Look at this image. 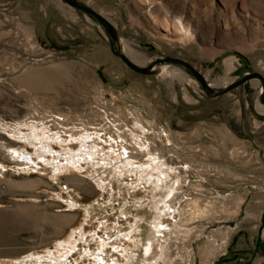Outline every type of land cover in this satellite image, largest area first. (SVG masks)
I'll use <instances>...</instances> for the list:
<instances>
[{
	"label": "rangeland",
	"instance_id": "374dc122",
	"mask_svg": "<svg viewBox=\"0 0 264 264\" xmlns=\"http://www.w3.org/2000/svg\"><path fill=\"white\" fill-rule=\"evenodd\" d=\"M77 1L113 24L116 50L133 63L127 45L144 55L136 65L180 59L220 88L264 77V0ZM174 68L134 73L103 28L61 0H0V123L9 126L0 145L36 164L24 172L0 147L1 264H50V253H60L56 264H138L155 206L164 210L163 187L143 167L149 157L179 180L166 200L174 218L162 219L174 264L229 262L252 227L264 249L261 207L240 186L249 166L261 167V85L209 98ZM31 121L54 139L41 158L12 135L28 133ZM84 129L96 137L77 153L65 141Z\"/></svg>",
	"mask_w": 264,
	"mask_h": 264
},
{
	"label": "bare ground",
	"instance_id": "6f19581e",
	"mask_svg": "<svg viewBox=\"0 0 264 264\" xmlns=\"http://www.w3.org/2000/svg\"><path fill=\"white\" fill-rule=\"evenodd\" d=\"M128 50L127 54L128 56L137 64H145L146 59L144 58V55L137 53L127 45ZM175 73L174 76L181 80L182 82L187 79V75L179 68H174ZM56 122V121H55ZM27 123H22L20 125H26ZM28 129L30 130L28 133H16L14 132L13 137L16 139L21 140L25 145H32L34 148V155H37L39 158L44 157L46 154L47 149L50 147V143L53 142V137H45L44 134H46V129L43 128L42 126H38L37 123L34 121H31L28 125H26ZM135 126L139 127V123L135 122ZM4 123H0V131H6V128H8ZM96 136H93L92 134L88 133L87 130H83L80 132V134H71L70 139L68 141H65L66 146L69 148L75 147L73 144L76 143L79 147L77 153H80L82 150H86L84 145H88L91 147L90 143ZM133 140L139 145L140 149H143L145 143L140 142L135 135H133ZM64 141V140H63ZM19 142V141H18ZM3 153L7 156L8 159H11L12 161L16 162V165L18 167H21V169L24 172L30 171L33 166L35 167V163L32 162L31 158L27 155L25 150H21L19 148L15 149L12 148L11 146L2 143L0 145ZM71 152V149H70ZM72 155V152H71ZM70 155V156H71ZM149 163L146 166H143L148 174L149 180L154 183L153 180L158 181L161 183L163 189L161 190V186L157 187L159 190L162 191L164 197L161 199L160 203L162 204V207L164 210H162L159 206H155L156 208V214L151 221L150 225V230L146 238V243L144 245L141 243L142 251H143V256L141 257V261L138 264H174V261L171 260L170 256V247H169V242L167 243L164 241L162 243V237L165 232V229L163 227L162 219L166 217H171L174 218V208L170 206V202H166L168 198L173 196L175 193H178L180 190L177 188L179 187V180L177 177L176 170H173L171 167H168L165 162L161 161H155V159L149 157ZM3 168V166H1ZM1 168V169H2ZM178 172V171H177ZM156 173L157 177L154 176L153 174ZM67 181H72L76 182V184H79V182L75 179ZM81 184V182H80ZM157 186V184L155 185ZM176 218V217H175ZM181 222V221H180ZM177 224V223H176ZM175 226V225H174ZM171 229V228H170ZM180 232V229L178 230L177 227H173V229L170 230L171 234H177ZM126 237V236H125ZM166 244V245H165ZM102 247H105V244H102ZM118 248V247H116ZM123 252H126V249L124 248ZM156 253V254H155ZM155 254V255H154ZM61 257L60 253H50L46 259L50 262V264H56L59 262V258ZM34 259L36 257L33 256ZM43 257H38V260L42 262ZM133 256L129 257L128 260H131ZM21 263V261L17 262V264ZM1 264V262H0Z\"/></svg>",
	"mask_w": 264,
	"mask_h": 264
},
{
	"label": "water",
	"instance_id": "95a60500",
	"mask_svg": "<svg viewBox=\"0 0 264 264\" xmlns=\"http://www.w3.org/2000/svg\"><path fill=\"white\" fill-rule=\"evenodd\" d=\"M62 3L67 4L68 6L81 11L94 19L105 31L106 38L109 42L110 51L111 53L120 59L131 71L143 76H151L156 73L154 68L158 65L168 64L175 68L183 69L184 73L188 76L193 77L202 87L204 93L209 98H216L227 94L228 92L239 88L240 86L248 83V82H259L261 85V91L259 94V102L264 108V77L256 72L248 73L243 75L237 81H233L228 86L224 88L214 87L207 84L203 76L195 70L189 63L175 58H162L153 61L148 66H139L133 63L126 54H122L118 50L115 49V42H116V31L112 23H110L107 19H105L100 14L96 13L94 10L90 9L89 7L79 3L77 0H61Z\"/></svg>",
	"mask_w": 264,
	"mask_h": 264
},
{
	"label": "crops",
	"instance_id": "0c3cea01",
	"mask_svg": "<svg viewBox=\"0 0 264 264\" xmlns=\"http://www.w3.org/2000/svg\"><path fill=\"white\" fill-rule=\"evenodd\" d=\"M256 154V153H255ZM251 161H254L253 159ZM259 168V169H258ZM251 168L249 166L244 175L242 177V184L240 185L243 189H252L246 191V197L249 199L248 202L255 203L256 205H260L261 209L258 210L259 214L261 213V222L260 226L257 229V233L261 236V232L264 235V118L261 117V167ZM260 170V171H259ZM260 172L261 176L256 179L253 176L254 173ZM258 188L257 192H253V189ZM255 210H251L253 212ZM250 213V212H249ZM248 213V214H249ZM253 230L255 228H250L249 233L251 234L249 238H247L248 242H245L244 247L241 249H235L232 252V258L228 262L220 261L218 264H262L264 262V249H261V242L258 243L261 239H257L256 245H253L250 237L253 235ZM256 235V234H255ZM258 236V235H257Z\"/></svg>",
	"mask_w": 264,
	"mask_h": 264
}]
</instances>
